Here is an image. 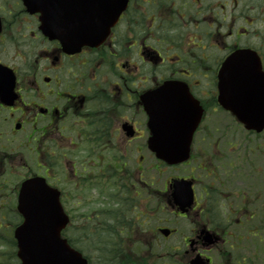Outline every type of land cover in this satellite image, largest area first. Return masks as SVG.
Instances as JSON below:
<instances>
[{
  "label": "flooded vegetation",
  "instance_id": "obj_1",
  "mask_svg": "<svg viewBox=\"0 0 264 264\" xmlns=\"http://www.w3.org/2000/svg\"><path fill=\"white\" fill-rule=\"evenodd\" d=\"M101 4L82 1L84 13ZM41 26L23 0H0L1 176L59 188L65 239L89 264H261L264 131H246L218 96L233 53L254 52L264 72V0H127L103 43L75 52ZM167 83L205 113L191 160L160 162L172 175L157 184L147 103ZM180 180L193 183L183 210Z\"/></svg>",
  "mask_w": 264,
  "mask_h": 264
},
{
  "label": "water",
  "instance_id": "obj_2",
  "mask_svg": "<svg viewBox=\"0 0 264 264\" xmlns=\"http://www.w3.org/2000/svg\"><path fill=\"white\" fill-rule=\"evenodd\" d=\"M120 3V0H118ZM31 11L34 0H26ZM115 8L102 9L96 20L82 19L76 24L60 27L48 21L44 26L47 35L65 39V49L99 43L109 31L106 18L114 15ZM44 15L46 12L43 11ZM120 10L117 12V15ZM88 17L91 15L88 14ZM92 21V22H91ZM66 36V37H65ZM237 71L230 77L231 72ZM220 101L245 124L248 130L264 129V75L260 62L251 51H238L225 63L220 77ZM177 88L166 85L162 94H175ZM158 97V94L155 95ZM180 96V95H177ZM226 99L227 101L223 100ZM229 101V102H228ZM202 111L192 109L184 103L150 107V149L157 157L170 165L182 163L189 157L193 133L201 118ZM191 199V193L182 191V198ZM18 211L24 222L15 230L18 257L22 264H87L80 254L73 251L62 237L66 226L65 211L60 201V192L49 187L43 178L25 181L20 188Z\"/></svg>",
  "mask_w": 264,
  "mask_h": 264
},
{
  "label": "trees",
  "instance_id": "obj_3",
  "mask_svg": "<svg viewBox=\"0 0 264 264\" xmlns=\"http://www.w3.org/2000/svg\"><path fill=\"white\" fill-rule=\"evenodd\" d=\"M3 214V217L6 215H13L16 222L19 221V218L13 209H10L7 206H0V234L4 235L5 239L3 240V238L0 237V264H20L16 254V242L11 235L12 227L10 228L6 226V223L4 222L5 219L1 217ZM16 222L13 223L12 226L16 225Z\"/></svg>",
  "mask_w": 264,
  "mask_h": 264
},
{
  "label": "rangeland",
  "instance_id": "obj_4",
  "mask_svg": "<svg viewBox=\"0 0 264 264\" xmlns=\"http://www.w3.org/2000/svg\"><path fill=\"white\" fill-rule=\"evenodd\" d=\"M264 144V143H263ZM252 147H254L255 145L254 144H252L251 145ZM258 156V155H257ZM157 163H156V160H154V159H151L150 160V166L152 167L153 165H156ZM185 170H187L188 171V169H184V171ZM19 174H22L23 175V171H21L20 169H17L16 170ZM1 175H3L2 173H1V171H0V182H2V181H7L9 184H11V188H14V187H16V186H18V184H20V181H21V178L19 177V175L17 174V173H15V172H11V173H6L4 176H1ZM170 175H172V172L171 171H169V170H166V174H157L154 170L153 171H151V174H150V176H151V178L155 181V183H157V184H162L163 182H164V179H165V177L167 176H170ZM64 188H65V186H64ZM8 193H10V191H8ZM12 195V194H11ZM13 201H14V199H13ZM14 204H15V201L13 202V203H11L9 206H7V207H9L10 209H13L14 208ZM220 209L224 212V211H226V210H228V207H227V205H224V202H222V204L220 205ZM14 221V219L13 218H9V220L6 222V226H12L13 225V222ZM0 237L1 238H3V240H5L4 239V235H2V234H0ZM261 244H262V252H264V237L261 239ZM94 258H95V262H96V256H93ZM261 257H262V260H261V264H264V253H262V255H261Z\"/></svg>",
  "mask_w": 264,
  "mask_h": 264
}]
</instances>
